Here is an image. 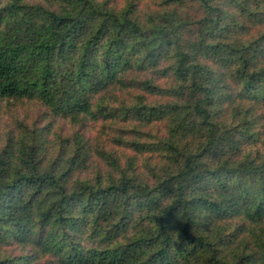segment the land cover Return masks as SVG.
I'll use <instances>...</instances> for the list:
<instances>
[{"label":"trees","instance_id":"obj_1","mask_svg":"<svg viewBox=\"0 0 264 264\" xmlns=\"http://www.w3.org/2000/svg\"><path fill=\"white\" fill-rule=\"evenodd\" d=\"M24 99L79 128L53 160L42 116L0 142V264H264V0H0V100ZM154 120L162 159L124 167ZM92 151L119 174L72 180Z\"/></svg>","mask_w":264,"mask_h":264},{"label":"rangeland","instance_id":"obj_2","mask_svg":"<svg viewBox=\"0 0 264 264\" xmlns=\"http://www.w3.org/2000/svg\"><path fill=\"white\" fill-rule=\"evenodd\" d=\"M109 4L112 7H121L125 4V0H109ZM154 4V3H153ZM186 10V9H185ZM190 11V10H186ZM185 11V12H186ZM164 86L169 87L168 81H164ZM140 92H142L140 90ZM148 101L152 104L164 103L166 99L160 95L153 96L148 94ZM21 104H15L12 106L11 103L6 100H0V142L4 143L5 138L8 136H19L20 138L24 136L25 132L20 133L22 129H25L26 126H23V123L28 127L26 129L35 128L36 123L41 121V116L44 118L41 125L50 124V129L46 133L47 138L40 139L39 149L40 151H44L47 155H50L49 160H53L52 158L56 157L60 154L62 149V141L61 135H70L72 136L74 130L79 128L78 123H74L71 119L61 117L59 115H53L52 117L45 116L44 112H47L48 108L43 104L40 100H22ZM129 103L132 100H128ZM264 114V113H262ZM88 125L86 129H84V134L90 143L95 141L96 138L98 140L104 139L102 141L105 143V138L108 133H105L107 129L106 126H103V122L101 119H94L92 117H87ZM119 125V124H116ZM132 125H128L129 127H134ZM26 129L24 131H26ZM138 133H140L137 137L138 142L143 144L150 143L153 149L155 146L153 144H157L160 139H162L167 134V123L163 120H154L148 126L139 127ZM256 131L262 134L264 137V118H262L257 124ZM120 138V137H118ZM125 139V138H124ZM97 140V141H98ZM114 146L115 154L120 156V163L124 167H128V163L130 161L129 158L134 157L135 162L133 167L137 171H147L146 175L149 174V167L153 168L155 164H158L159 160L162 159L160 154H157L158 151H153V149L148 150L145 148L144 152H139L132 147L131 141L132 138L125 139V143L121 144L117 142ZM96 142V141H95ZM260 144H258L259 146ZM253 147V145H252ZM96 149V148H95ZM86 150L87 147H86ZM94 150V149H93ZM97 151V150H96ZM159 153V152H158ZM92 157L90 159L89 168L82 170L81 172L78 170L74 172L71 176L72 180L76 178H86L96 176L97 172L107 173L111 171L113 173L119 174V170L111 165L106 159H103L99 156L95 151H92ZM3 252L14 253L17 252V247L13 246H5L1 249Z\"/></svg>","mask_w":264,"mask_h":264}]
</instances>
